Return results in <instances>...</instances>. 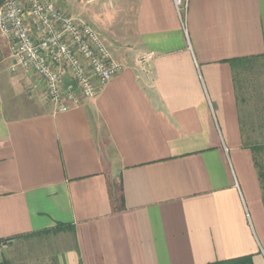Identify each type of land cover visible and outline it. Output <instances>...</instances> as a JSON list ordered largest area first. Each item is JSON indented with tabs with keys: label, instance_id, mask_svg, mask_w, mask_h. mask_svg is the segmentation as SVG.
Masks as SVG:
<instances>
[{
	"label": "crops",
	"instance_id": "1",
	"mask_svg": "<svg viewBox=\"0 0 264 264\" xmlns=\"http://www.w3.org/2000/svg\"><path fill=\"white\" fill-rule=\"evenodd\" d=\"M184 1L181 19L174 0L85 4L122 69L65 112L10 71L0 33V239L58 232L55 264H264L232 77V60L258 57L264 78V0Z\"/></svg>",
	"mask_w": 264,
	"mask_h": 264
},
{
	"label": "built area",
	"instance_id": "2",
	"mask_svg": "<svg viewBox=\"0 0 264 264\" xmlns=\"http://www.w3.org/2000/svg\"><path fill=\"white\" fill-rule=\"evenodd\" d=\"M84 4L105 0H80ZM179 18L187 3L174 0ZM0 33L8 41L18 69L35 76L29 91L43 86L45 98L57 112H65L81 98H93L112 77L121 72L98 35L79 17L68 16L55 0H5L0 7ZM151 53L138 58L145 65ZM0 239V255L12 244Z\"/></svg>",
	"mask_w": 264,
	"mask_h": 264
},
{
	"label": "trees",
	"instance_id": "3",
	"mask_svg": "<svg viewBox=\"0 0 264 264\" xmlns=\"http://www.w3.org/2000/svg\"><path fill=\"white\" fill-rule=\"evenodd\" d=\"M4 1L5 0H0V7ZM258 60V57L232 60V77L242 144L252 153V159L260 181L264 204V78L263 66ZM251 101L253 106V111L251 112L252 117L246 121L243 108L247 103H251ZM256 133L259 134L261 141H250L251 135ZM113 208L115 211L116 208ZM242 261L243 259H236L212 264H236Z\"/></svg>",
	"mask_w": 264,
	"mask_h": 264
},
{
	"label": "rangeland",
	"instance_id": "4",
	"mask_svg": "<svg viewBox=\"0 0 264 264\" xmlns=\"http://www.w3.org/2000/svg\"><path fill=\"white\" fill-rule=\"evenodd\" d=\"M57 7L72 17H79L86 22L85 17L82 15L88 9V5H85L80 0H55ZM82 14V15H80ZM87 23V22H86ZM3 45L2 39H0V46ZM112 55L116 59H133L134 52L127 51L126 49H119L112 52ZM123 56V57H122ZM6 52H0V72L8 71V61ZM250 102V101H249ZM252 101L247 103L243 108L245 120L247 121L251 116ZM105 141V139H104ZM250 141H261L258 133L251 135ZM104 153L110 154L109 148L105 147ZM58 233V232H56ZM41 234L36 236H30L23 239H18L16 242L12 241V244L3 254L0 255V264H55L56 256L62 253V248L68 242V238L62 236Z\"/></svg>",
	"mask_w": 264,
	"mask_h": 264
}]
</instances>
